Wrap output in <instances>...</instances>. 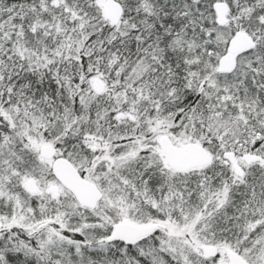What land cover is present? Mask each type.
Masks as SVG:
<instances>
[{"label": "snow or ice", "instance_id": "snow-or-ice-1", "mask_svg": "<svg viewBox=\"0 0 264 264\" xmlns=\"http://www.w3.org/2000/svg\"><path fill=\"white\" fill-rule=\"evenodd\" d=\"M0 264H264V0H0Z\"/></svg>", "mask_w": 264, "mask_h": 264}]
</instances>
